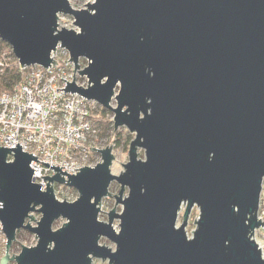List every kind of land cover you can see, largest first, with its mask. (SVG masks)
Listing matches in <instances>:
<instances>
[{
  "label": "water",
  "instance_id": "95a60500",
  "mask_svg": "<svg viewBox=\"0 0 264 264\" xmlns=\"http://www.w3.org/2000/svg\"><path fill=\"white\" fill-rule=\"evenodd\" d=\"M84 5L0 0V40L21 68L56 64L50 53L58 43L74 69L79 58L86 59L78 72L89 85L77 86L72 75L71 83L62 79L61 89L96 101L112 112L114 129L134 134L128 161L112 174L110 145L89 148L100 161L76 174L42 162L59 171L43 180L77 192L75 200L65 201L55 198L48 182L45 190L33 182L30 162L37 157L18 143L0 146V222L6 237L0 264H91L93 258L107 264H264L252 238L263 226L257 211L264 180V0ZM58 14L72 17L78 31L57 30ZM113 181L120 188L112 196L122 209L117 213L113 207L103 222L99 205L110 196ZM193 206L199 216L188 238ZM60 218L63 224L53 230ZM113 219L119 220L117 231ZM18 230L37 241L10 256ZM102 237L115 249L101 245Z\"/></svg>",
  "mask_w": 264,
  "mask_h": 264
},
{
  "label": "built area",
  "instance_id": "2783aa9c",
  "mask_svg": "<svg viewBox=\"0 0 264 264\" xmlns=\"http://www.w3.org/2000/svg\"><path fill=\"white\" fill-rule=\"evenodd\" d=\"M61 16L64 18V15ZM67 18L70 20L65 23L60 22L62 20L58 17L57 30L62 27L78 31L72 23L73 18L70 16ZM62 23L66 26H62ZM50 57L56 64L52 65L51 62L48 67L30 65L21 68L23 70L21 82L15 85L10 93L0 95V146L10 148L18 143L23 152L37 157L38 161L30 162L33 182L42 184L41 190L46 189L48 182L55 198L58 199L57 194H62L71 187L65 183L43 180L41 176L51 177L59 171L42 162L61 166L60 170L69 175L76 174L81 167L94 166L96 163L90 161L89 155L99 153L95 149H89L96 148L94 141L98 133L92 117L101 106L76 92L63 93L61 89L65 87V81L72 82V75L77 86L86 88L89 85L87 78L78 72L86 66V59L79 58V68L74 69L73 62L68 61L70 57L68 51L59 43L55 50L51 51ZM80 59L83 62L80 63ZM114 103L112 97L110 104ZM12 160V154H9L7 161ZM60 175L66 179V174ZM75 199L76 197H68L66 200ZM27 221L33 225L31 220ZM1 227L0 222V259L5 254L6 245V237Z\"/></svg>",
  "mask_w": 264,
  "mask_h": 264
},
{
  "label": "rangeland",
  "instance_id": "374dc122",
  "mask_svg": "<svg viewBox=\"0 0 264 264\" xmlns=\"http://www.w3.org/2000/svg\"><path fill=\"white\" fill-rule=\"evenodd\" d=\"M93 0H68L69 4L76 9H82L85 8L87 2L90 3ZM58 17L61 18L62 21L60 22H69V18H67L68 16H64V18L59 15ZM60 24V23H59ZM62 26H66L65 24L62 23ZM11 54V50L10 47H8L7 49L4 50V58H2V61L4 62H11L13 60V57L10 55ZM83 62L80 59V63ZM112 106H115V103L112 104ZM111 112V111H110ZM112 117L113 114L111 112V114H107L104 118L105 121H111L112 122ZM98 130L97 133V137L94 141L95 143V149H102L105 148L106 146H110L112 148V154L114 155V160L112 162L111 165V173L114 175H118L120 173V171L122 172L124 170L123 165L128 161V147L129 144L127 145V147H124V142L123 139H120L119 143L117 141V133L122 134L123 138L125 136L126 133H129L127 131V129L125 127H118L116 129H114L113 127V123H111V125L108 126V128L104 131L102 129V127H96ZM132 135V138L134 137L133 133H130ZM137 153H138V158L139 159H144V150L142 148H138L137 149ZM89 159L90 161H94L95 163L100 161V155L95 154V153H91L89 155ZM119 184L116 183L115 181L111 182L108 190L110 193V196H107L105 198H102L101 202H100V207H101V211L100 214L98 215V219L100 221L103 222H107V213L112 210V208L114 207L115 212L119 213L122 209V206L120 204H115V199L113 198L112 195H116L119 191ZM127 194V188L125 187L124 191H123V196H126ZM58 199H65V201H67L66 199L72 198V197H77V192L72 189L69 188L67 190H65L62 194H57ZM184 210V206L182 205L180 213L178 215V219H177V226L181 223L182 221V212ZM32 216L34 217L35 220H38L40 217V214L35 211L32 213ZM199 216V210L198 207L193 206L190 214L188 216V220H187V224L185 227V232L187 237H191L192 232L194 231L196 228V223H193L194 219L195 221H197ZM257 218L259 220H261L263 222V226L255 229L253 234H252V238L255 240V242L258 244V246L261 249V253L262 256L264 258V180L262 182V189H261V193H260V201H259V207H258V211H257ZM33 222V225H35V222ZM64 222V219H58L54 222V224L52 225V229L55 230L57 228H59ZM112 227L117 231L119 229V220L118 219H113L112 221ZM36 237L34 234L26 231V230H21V232L19 233L18 237L15 238V240L12 242L10 248H9V254L10 256L12 255H17L19 254L20 250H21V245L26 246V247H31L34 246L36 244ZM99 243L101 245H105L109 248H111L112 250L115 249V245L114 243L110 242L108 239L102 237L99 240ZM8 264H15L14 261L9 262ZM91 264H107L106 260H101V259H96L93 258L92 263Z\"/></svg>",
  "mask_w": 264,
  "mask_h": 264
},
{
  "label": "trees",
  "instance_id": "16d2710c",
  "mask_svg": "<svg viewBox=\"0 0 264 264\" xmlns=\"http://www.w3.org/2000/svg\"><path fill=\"white\" fill-rule=\"evenodd\" d=\"M8 47L9 46L6 43L0 40V95L2 93H10L13 90L14 86L19 84L22 79L23 70L19 66L16 58L12 56V53L10 55L13 57V60L10 63L2 61L4 50ZM107 114H111V112L101 107L99 111L92 117V122L94 123V125L96 127H102L104 131L112 123L109 120H104ZM117 136L118 143L120 139H123L124 147H127V145L132 140V135L130 133H126L124 138L121 132L117 133ZM20 232L21 230H18L16 232L15 238L18 237Z\"/></svg>",
  "mask_w": 264,
  "mask_h": 264
},
{
  "label": "bare ground",
  "instance_id": "6f19581e",
  "mask_svg": "<svg viewBox=\"0 0 264 264\" xmlns=\"http://www.w3.org/2000/svg\"><path fill=\"white\" fill-rule=\"evenodd\" d=\"M64 29H66V28H64Z\"/></svg>",
  "mask_w": 264,
  "mask_h": 264
}]
</instances>
